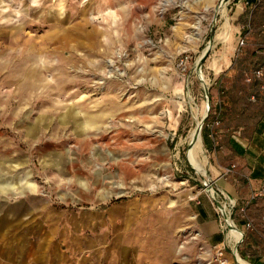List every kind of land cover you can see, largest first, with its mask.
<instances>
[{"label":"rangeland","instance_id":"rangeland-1","mask_svg":"<svg viewBox=\"0 0 264 264\" xmlns=\"http://www.w3.org/2000/svg\"><path fill=\"white\" fill-rule=\"evenodd\" d=\"M246 1L0 0V264H264L261 184H215L241 239L212 248L195 218L213 88L264 95Z\"/></svg>","mask_w":264,"mask_h":264},{"label":"crops","instance_id":"crops-1","mask_svg":"<svg viewBox=\"0 0 264 264\" xmlns=\"http://www.w3.org/2000/svg\"><path fill=\"white\" fill-rule=\"evenodd\" d=\"M247 1L257 7L255 0ZM212 92L220 95L212 101L213 116L203 136L210 179L234 197L242 183L264 187V95L250 101L225 84H216ZM196 196L198 231L208 246L219 249L224 238L215 214L200 192Z\"/></svg>","mask_w":264,"mask_h":264},{"label":"built area","instance_id":"built-area-1","mask_svg":"<svg viewBox=\"0 0 264 264\" xmlns=\"http://www.w3.org/2000/svg\"><path fill=\"white\" fill-rule=\"evenodd\" d=\"M242 43H243L242 40H239L238 42L239 46L242 45ZM254 76L258 78L260 76V71H256ZM245 83L247 84L250 83L248 78L245 80ZM256 90L257 92L264 91V85L258 86ZM248 99L250 101H253L255 99L254 93L250 94L248 96ZM203 186H204L203 190L207 194L209 202L214 207L213 210L215 211V215L218 219V223L220 224L219 227L221 229L222 235H223V231L226 230L227 232L230 227L235 229L236 227L234 226L231 220V213L234 207V201L224 191L219 189L215 185V182L213 180L207 179L206 181H204ZM207 188L209 189L208 191H207ZM222 192H224L227 197L223 196ZM218 195L222 196V199H223L222 201H218L217 199ZM226 217L228 218L227 220H226ZM227 221L230 223V225L227 224ZM225 240H226L225 243L229 244L226 239V234H225Z\"/></svg>","mask_w":264,"mask_h":264},{"label":"bare ground","instance_id":"bare-ground-1","mask_svg":"<svg viewBox=\"0 0 264 264\" xmlns=\"http://www.w3.org/2000/svg\"><path fill=\"white\" fill-rule=\"evenodd\" d=\"M198 133L199 132H197L196 128L194 129V131H192V134L190 136V141H189L190 142L189 153L191 157L196 161V163L200 165L202 152L200 153V137ZM226 220H227V217H226ZM230 236L237 238L236 233H233V232L230 233Z\"/></svg>","mask_w":264,"mask_h":264},{"label":"water","instance_id":"water-1","mask_svg":"<svg viewBox=\"0 0 264 264\" xmlns=\"http://www.w3.org/2000/svg\"><path fill=\"white\" fill-rule=\"evenodd\" d=\"M207 53H208V48H206V49L203 51L202 55H201V56L199 57V59L197 60V63H196V66H197V67H200V66H201V64L203 63V61L205 60V58H206V56H207ZM206 102H207V100H206ZM205 108H207V105H206ZM205 117H206V113H204V115L201 117L200 122H199V125L196 127L197 132L199 131V129H200V125H201L202 121L205 119ZM235 231H237V232L240 234V239H241L242 234H241L236 228H235ZM240 239L234 244V247H233V250H234V251H235L236 246H237V244L239 243Z\"/></svg>","mask_w":264,"mask_h":264},{"label":"trees","instance_id":"trees-1","mask_svg":"<svg viewBox=\"0 0 264 264\" xmlns=\"http://www.w3.org/2000/svg\"><path fill=\"white\" fill-rule=\"evenodd\" d=\"M242 258V257H241Z\"/></svg>","mask_w":264,"mask_h":264}]
</instances>
